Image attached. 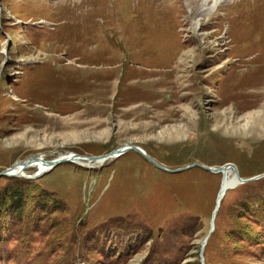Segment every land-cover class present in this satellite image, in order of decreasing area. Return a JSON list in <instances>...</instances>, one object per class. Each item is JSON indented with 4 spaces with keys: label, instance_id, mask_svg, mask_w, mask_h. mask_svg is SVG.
<instances>
[{
    "label": "rangeland",
    "instance_id": "obj_1",
    "mask_svg": "<svg viewBox=\"0 0 264 264\" xmlns=\"http://www.w3.org/2000/svg\"><path fill=\"white\" fill-rule=\"evenodd\" d=\"M203 1L0 0V174L128 145L263 175L264 0ZM13 179L0 189L31 180ZM222 180L134 151L60 165L0 213V264H264V179L212 230Z\"/></svg>",
    "mask_w": 264,
    "mask_h": 264
},
{
    "label": "water",
    "instance_id": "obj_2",
    "mask_svg": "<svg viewBox=\"0 0 264 264\" xmlns=\"http://www.w3.org/2000/svg\"><path fill=\"white\" fill-rule=\"evenodd\" d=\"M137 152L139 154H141L143 157H145L150 163H152L153 165H155L157 168H159L160 170L164 171V172H167V173H170V174H176V173H180V172H185L187 170H191L193 168H200L204 171H207L209 173H212V174H221V173H224L228 170H234L236 171V177H237V181H238V184L237 185H246V184H250L252 182H256L258 180H261V179H264V174L263 175H260V176H257V177H254V178H250V179H243L241 176H240V173H239V170L237 168V166L235 164H226L220 168H211V167H208V166H204V165H200V164H193V165H190L186 168H183V169H178V170H170L168 168H165L164 166L160 165L156 160H154L149 154L146 153V151H144L142 148L140 147H137V146H122L116 150H114L113 152H111L110 154H107V155H102V156H91V157H86L84 155H80L78 153H74L70 159H59V160H56V161H52L48 164H51V170H53L54 168L60 166V165H64V164H76V160L78 159H86V160H90V161H95V160H99V159H103V158H113V159H118L120 157H122L123 155L129 153V152ZM39 158L37 157H31L23 162H19L17 164H15L12 168L4 171L2 174H0V177H8V178H14V177H21V178H26V179H31V180H36V179H39L41 177H43L44 175L47 174V171H45L44 173H41V174H37L35 176H24V175H19V174H15V171L16 169L18 168H22V169H25L26 167H29L31 165H33V163H35L36 161H38ZM42 160V159H41ZM41 162H44V161H41ZM49 169V170H50ZM218 208H219V205L218 207L216 208L215 210V213L213 215V220H212V230L214 229L213 227H215V218H216V214L218 212ZM208 240H209V237L206 239L204 245H203V250L204 251V247L206 246V244L208 243ZM203 254V253H202Z\"/></svg>",
    "mask_w": 264,
    "mask_h": 264
},
{
    "label": "bare ground",
    "instance_id": "obj_3",
    "mask_svg": "<svg viewBox=\"0 0 264 264\" xmlns=\"http://www.w3.org/2000/svg\"><path fill=\"white\" fill-rule=\"evenodd\" d=\"M211 1L214 3V5H219V4H221V2L223 0H211ZM206 2L208 3V0H204L203 1L202 7H207L208 8V5H207ZM200 5H201V3H200ZM73 154L71 153V154H67V155H61V156H59V158H57V159H55L53 161H56V160H59V159H67L68 160V159L71 158V156ZM86 157H89V156H86ZM86 159H78V160L75 161L76 164H73V165H77V166H80V167L86 168V169L99 168V167H102L103 165L107 164L110 161L116 160V159H113L112 157L111 158H103V159H99V160H95V161H90V160H86ZM41 161H44V162H41ZM47 162L50 163L52 161H47L44 158H39V160L36 161L35 163H33V165H31L29 167H26L25 169H22V168L16 169L15 174L24 175V176H27V177L31 176V175H29V173H27L29 168H35L36 169V172L33 174V176H35L37 174L44 173L45 171H47V174H49L53 170H55L57 167L54 168L53 170H51L50 169L51 168V164H48ZM221 175L223 177V180H222L221 188H220V191H219V194H218L217 203H216L217 207L219 205L218 212L220 211V209L222 207V204H223V201L226 198L228 192L233 190V189H235V188H237L238 186H240V185H237L238 181H237V177H236V171L228 170V171H226L224 173H221ZM218 212H217V214H218ZM214 213H215V211H214ZM217 214H216V216H217Z\"/></svg>",
    "mask_w": 264,
    "mask_h": 264
},
{
    "label": "trees",
    "instance_id": "obj_4",
    "mask_svg": "<svg viewBox=\"0 0 264 264\" xmlns=\"http://www.w3.org/2000/svg\"><path fill=\"white\" fill-rule=\"evenodd\" d=\"M71 165H73V164H71ZM5 178H8V177H5ZM8 179H11V178H8ZM12 180H16V179H13L12 178ZM21 181L24 182V183H26L25 184L26 186L27 185L30 186L31 184H35L37 182V180H30V181H28V180H21ZM250 184H252V183H250ZM25 185L22 186V189L21 188H19L17 190L12 189L13 191L11 190L12 187H10V189L9 188L8 189L7 188L6 189L5 188L0 189V213L2 212V210L6 209L7 207H13V206H16V205L23 204L24 207H25V209H26L30 205L34 204V203H31V202H33V199L31 200V198L29 197L32 194H30V192H28V189H27V187ZM247 185H249V184H247ZM24 201L26 203H21V202H24ZM24 207H23V209H24ZM35 208H37V207H35ZM250 210L253 211V209H250ZM1 221L2 220H0V222ZM215 224H216V219H215ZM6 225L7 226H10L8 222H6Z\"/></svg>",
    "mask_w": 264,
    "mask_h": 264
}]
</instances>
